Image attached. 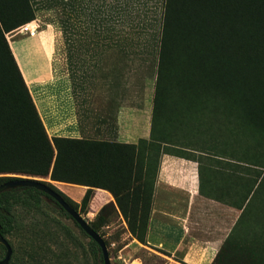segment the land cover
<instances>
[{"label":"rangeland","instance_id":"obj_1","mask_svg":"<svg viewBox=\"0 0 264 264\" xmlns=\"http://www.w3.org/2000/svg\"><path fill=\"white\" fill-rule=\"evenodd\" d=\"M163 1L76 0L63 5L60 0H29L31 35L46 32L52 39L54 72L71 84L78 116L87 114L94 121L121 101L151 124L148 139L131 144L137 153L133 186L147 190L145 200L137 198V191L131 197L119 194L120 212L112 200L90 204V194L82 205L85 186L43 181L96 230L109 264H163L162 252L143 241L147 198L161 154L192 158L209 192L215 195L223 186L222 199L241 209L217 264H264L260 70L243 73L210 40L185 38L179 18L177 24L168 21L174 27L162 38ZM11 36L24 35L4 33L7 47ZM28 49L38 54L35 45ZM6 52L0 38V89L14 91L17 101L20 82ZM41 200L40 210H12L16 229L5 236L12 249L9 264H100L73 221L50 200ZM138 205L141 212L136 211Z\"/></svg>","mask_w":264,"mask_h":264},{"label":"trees","instance_id":"obj_2","mask_svg":"<svg viewBox=\"0 0 264 264\" xmlns=\"http://www.w3.org/2000/svg\"><path fill=\"white\" fill-rule=\"evenodd\" d=\"M60 1L67 5L76 0ZM28 5H31L29 0H0V38L21 87L17 101L14 91L0 89V184L24 178L38 179L75 212L72 204L43 180L85 186L87 189L81 199L82 205L87 203L93 188L108 191L120 212V206L116 204L120 195L131 197L137 191L140 194L137 198L143 197L145 200L147 190L139 191V187L133 186L137 179L134 161L137 153L133 145L47 136L10 49L2 37L4 33L34 19ZM163 5L160 24L162 38L169 34L170 27H174L168 21L174 20L177 24L179 18L184 26L181 33L185 32V38L198 35L200 39L210 40L226 58H231L239 66V71L245 73L255 69L257 72L259 69L257 74L264 81V0H164ZM243 5L249 6L245 8ZM257 58L258 64L251 65ZM199 177L202 184L204 180L200 172ZM111 179L113 184L109 186ZM42 197L53 202L70 219L49 196L33 188L16 186L0 192V235L5 239L6 235L16 229L12 215L15 207L40 210ZM147 201L145 216L148 219L149 196ZM141 210L142 205H138L136 211ZM89 227L97 233L91 225ZM79 231L86 236L82 230ZM139 241L142 243V240ZM225 242L211 264L218 263ZM88 247L102 264L98 246L89 239ZM3 256L4 248L0 245V260Z\"/></svg>","mask_w":264,"mask_h":264},{"label":"crops","instance_id":"obj_3","mask_svg":"<svg viewBox=\"0 0 264 264\" xmlns=\"http://www.w3.org/2000/svg\"><path fill=\"white\" fill-rule=\"evenodd\" d=\"M8 41L10 52L49 138L135 144L148 139L150 120L124 102H113L93 121L78 116L71 84L53 67V42L46 32L22 34ZM35 45L38 54L28 49ZM201 184L199 163L161 154L151 191L144 235L149 249L162 252L163 264H211L235 225L241 209L224 201V187L213 195ZM114 202L108 191L93 188L90 204ZM115 203V202H114Z\"/></svg>","mask_w":264,"mask_h":264},{"label":"water","instance_id":"obj_4","mask_svg":"<svg viewBox=\"0 0 264 264\" xmlns=\"http://www.w3.org/2000/svg\"><path fill=\"white\" fill-rule=\"evenodd\" d=\"M16 186L33 188L37 191L44 193L45 195L49 196L53 201H55L57 205H59V207H61L65 211V213L70 217V219L78 226V228L83 231L87 238L92 240L98 246L102 258V264H109L108 254L102 238L93 230H91L88 223L84 221V219H82L71 207H69L63 201V199L59 195H57V193H55L45 184L40 182V180L30 178H24L19 181H8L2 183L0 184V192H3L7 189ZM0 245L4 248V256L0 260V264H8L12 250L6 239H4L1 235Z\"/></svg>","mask_w":264,"mask_h":264},{"label":"built area","instance_id":"obj_5","mask_svg":"<svg viewBox=\"0 0 264 264\" xmlns=\"http://www.w3.org/2000/svg\"><path fill=\"white\" fill-rule=\"evenodd\" d=\"M15 30L18 31V33H20V34L31 35V33H33V29L31 28V23L21 25L18 28H16Z\"/></svg>","mask_w":264,"mask_h":264}]
</instances>
